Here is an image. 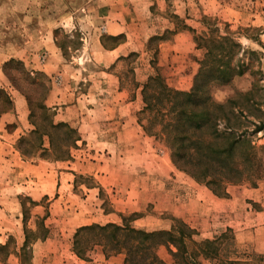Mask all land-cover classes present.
Returning <instances> with one entry per match:
<instances>
[{"label": "rangeland", "instance_id": "obj_1", "mask_svg": "<svg viewBox=\"0 0 264 264\" xmlns=\"http://www.w3.org/2000/svg\"><path fill=\"white\" fill-rule=\"evenodd\" d=\"M216 1L238 10L241 17L227 20L224 15L203 14L199 17L200 27L194 28L185 24L184 18L174 13L178 8V0H167L166 9L162 12L157 1L153 3V0H144L138 4L139 11L133 16L141 18V25L129 29L127 38L131 52L117 65L116 71L121 76L123 88L131 95L138 94L140 97V108L134 115L138 120V111L144 107V84L151 76L160 74L164 79L167 78L166 61L158 55L159 51L157 53L160 39L157 35L168 24L163 19L164 16L192 34L197 49L195 53L202 52L199 64L204 59L212 60L210 67L221 65L226 69L227 77L233 75L226 83L223 78L209 80V83L205 80L200 82V88L209 91L218 101L235 99L234 113L242 110L245 117L237 114L242 123L239 124L234 114L230 113L231 123L238 132L247 130L246 137L256 147L255 160L241 163L246 168L244 172L247 180L227 184V196L221 197L205 182L197 181L178 169L165 144L147 135L142 127L140 139L144 149L137 148L135 153L140 155L139 158L134 156L127 162L104 163L97 156L98 151L103 154L99 146L91 147L86 141L80 142L83 132L77 127V118H72L70 122L61 121L56 116L57 110L48 104L53 80L42 70L28 65L20 51L21 46L33 31L45 33L48 30L55 34L56 43L63 48L61 50L65 57L73 59L80 54L83 46V26H87L89 21L91 27L96 26L94 19L84 18V11L89 14L92 6L94 10V6L98 5L95 0H0V173L4 172L12 177L10 191L0 194V245H5L4 249H0V264H125L124 253L107 257L103 246H92V242L87 251V259H80L74 252V235L82 227L79 225L125 223L146 231H169L179 225V222L194 229V238L198 241L215 239L231 229L226 240L231 245L224 246L223 259L234 256V243H237L241 252L262 256L263 259L253 261L254 264H264V224L245 227L239 219L227 224L225 220L229 216L226 213L218 216L212 214L210 209L199 205L195 207L193 202L186 205L191 222L174 210L180 207L178 193L182 188L178 185H185L188 188L186 192L190 191L189 188L195 189L190 184L181 182L190 179L202 187L204 192L198 191L205 199L202 201L208 205H211L214 198H229L228 190L238 191L239 186H242L240 190L258 188L260 192L256 196L261 198L257 202L247 199L239 212L254 213L262 208L264 202V128L256 131V125L264 123V0ZM104 3L107 2L103 1ZM166 36L171 35L168 33ZM119 39L107 37L105 42L112 46ZM208 49L211 50V57L207 56ZM41 56L44 61L46 54L42 53ZM85 68L90 72L99 70L101 65L88 59ZM206 73L203 75L206 74L208 80L214 77L215 69L211 68ZM47 86L50 88L49 92ZM252 98L257 105L250 101ZM41 103H45L49 110L44 111ZM8 112L11 122H6L4 126L1 118ZM144 116L146 121L150 117L149 113ZM51 121L69 124L77 130L79 140L72 144L71 132L61 128L53 131V143L44 136V146L38 149L40 137L33 133L36 128L33 123L43 133L51 130ZM223 125L221 123V128ZM19 148L26 152L27 157L21 154ZM242 153L243 150L239 147L237 158ZM10 158L12 164L6 166L4 159ZM16 161L21 166H17ZM116 167L123 169L128 175L115 176ZM166 167L171 171L165 176L169 187L161 195V203L156 208L154 201H157L159 188L157 185L154 188L152 182ZM155 171L159 174H155ZM97 173L107 174L109 178L103 180ZM19 177L20 182L16 181ZM132 177L134 178L131 179ZM234 178L239 180L238 175ZM157 179L163 180L161 177ZM104 182L109 186H104ZM126 187L129 190L135 188L136 193L138 189L146 188L141 205L127 202L123 195L126 192L122 191ZM214 188L221 190L220 186L214 185ZM155 191L156 194L153 195ZM136 199L138 197L134 198ZM219 220H224V224L218 225ZM25 230L29 231V236ZM27 238L29 243L26 250H23ZM89 238L93 239L92 235ZM158 254L166 263L173 264L167 246H160ZM119 255L120 259L111 260ZM103 257L111 261H103ZM200 261L201 264H221L219 260L204 257H200Z\"/></svg>", "mask_w": 264, "mask_h": 264}, {"label": "crops", "instance_id": "obj_2", "mask_svg": "<svg viewBox=\"0 0 264 264\" xmlns=\"http://www.w3.org/2000/svg\"><path fill=\"white\" fill-rule=\"evenodd\" d=\"M103 1L107 3L103 4ZM143 1L95 0L98 5L94 6V10L92 6L91 9L93 11L90 9L89 14L84 11V18L85 20L94 19L93 22H95L96 26L92 25L91 27L90 21L87 22V26H83L84 31L81 37L83 46L80 54L74 56L73 59L65 57L62 51L63 48L56 43L55 34L48 30L45 33L38 32V30L33 31L25 39V44L21 46L20 50L28 65L42 70L52 78L53 83L47 101L50 106L57 110L56 116L59 117V120L70 122L72 118H77V127L83 132L81 133L83 139L80 142L86 141V144L91 147L99 146V149L103 150V154L98 151L97 156L99 155L104 163L107 164L118 163V161L127 162L134 156L139 158L140 155H135L136 151H138L137 148L141 147L144 149L140 139L142 128L134 116L135 112L140 108V97L138 94L135 96L131 95L129 91L123 88L121 76L116 71L117 65L131 52L129 49L130 42L127 38L129 37L128 32L131 27L141 25V18L138 16L135 18L133 14L139 11L138 4ZM155 1L158 2L161 12L166 9L167 0H153V3ZM178 2V8L174 13L184 18L185 24L194 28L200 27L199 17L203 14L224 15L227 20L241 17V12L234 8L225 7L216 0H178ZM163 19L168 24L157 35L160 38L157 53L159 51L158 55L166 61L165 63L168 67L166 82L174 89L188 91L192 88L194 78L198 73L202 52L195 53V50L197 51L196 44L189 30L179 28L178 25L164 16ZM168 33L171 36L167 37L166 34ZM107 37L120 39L116 44L108 46L105 42ZM42 53L46 54L44 61L41 60ZM88 59L91 61L95 60L101 65V68L89 72L85 68V63H87ZM165 63L162 64L165 65ZM81 85H83L84 89H82ZM1 119V123L5 126L6 122H11L10 113L3 114ZM93 155H95L94 152ZM4 162L6 166L12 164L11 158L4 159ZM16 162L17 166H21L19 161ZM114 169H116L114 172L115 176L125 177L124 174L128 175L123 169H118L117 167ZM156 172L158 171H155V174H159ZM170 172V169L168 170V167H166L152 182L154 188L156 185L159 188L157 194L156 191L153 193V195L156 194L158 197L156 198L158 203L153 199L156 208L159 207V202L161 203V195L169 187V181L166 180L167 177L165 176L170 174ZM98 176L103 177V180L109 178L107 174ZM158 177L163 178V180L157 179ZM190 180H182L181 182H186L195 189L189 188L190 191L186 192L188 188L186 189L185 185L179 184V188H182V191L178 193L180 207L174 208L179 216H183L189 222H191V219L188 217L189 209L186 205L193 202L195 207L199 205L210 209L212 214L221 216L226 213L229 216L225 220L227 224L235 222V219H239L240 223L244 224L245 227L264 224V202L262 208L254 213L247 212V214H244V211L239 212L240 208L247 202V199L256 202L261 201V198L259 199L256 196L260 192L258 188H243L240 190L242 186H239L238 191L229 189V198L220 199L213 197L211 205H208V203H204L205 199L199 193V191L204 192L202 187ZM16 181L20 182V177ZM11 184L12 177L1 172L0 194L9 192ZM137 184H139L138 181ZM103 185L109 186L105 182ZM127 187L122 188V191L126 192V195L124 193L123 195L127 202L130 201L133 204L141 205L146 188L138 189V193H136L134 192L135 188L129 190ZM135 197H138V199L134 200ZM203 199L204 201H202ZM247 205L249 206V203ZM233 218L234 220H232ZM220 224H224V220H219L218 225ZM120 258L121 255L113 257L111 260ZM111 260L103 257V261L110 262Z\"/></svg>", "mask_w": 264, "mask_h": 264}, {"label": "trees", "instance_id": "obj_3", "mask_svg": "<svg viewBox=\"0 0 264 264\" xmlns=\"http://www.w3.org/2000/svg\"><path fill=\"white\" fill-rule=\"evenodd\" d=\"M211 55V50L208 49L207 56L211 57ZM211 63L212 60L206 59L200 62L193 87L188 91L170 87L160 74L149 77L142 90L144 107L138 111V122L147 135L165 144L170 151L172 162L178 169L188 173L197 181L205 182L217 196L221 197L227 196L225 191L227 184L247 180L244 172L246 168H243L241 163L255 160L256 147L246 137L247 130L238 132L231 123L230 113L234 114L237 123L239 116L245 117L242 110H238L239 116L234 113L235 99L218 101L209 91L200 88V82L203 80L209 83V80L217 81L223 78V82L226 83L233 77L232 74L227 77V71L223 66L210 67ZM211 68L215 69V75L207 80L206 71ZM228 70L230 71L229 68ZM204 73L206 74L203 75ZM9 77L14 83L12 77ZM49 89L47 86L48 92ZM28 100L32 110L30 99ZM250 101L257 105L253 98ZM41 105L44 111L49 110L45 103ZM146 113L150 115L147 121L144 116ZM221 123H224L222 128ZM33 124L36 127L33 133L39 134L40 137L38 149L44 146V136L53 143L54 130L66 128L71 132L72 144H75L80 137L76 129L64 122L51 121V130L43 133H40V127L36 123ZM239 124L242 123L239 121ZM263 128V122L256 125V131ZM239 147L243 153L237 158ZM19 150L24 157H27L22 148ZM237 175L239 180L234 178ZM214 185L220 186L221 190L215 189ZM25 231L29 236V231ZM229 232L232 230L229 229L227 233L212 240L198 241L194 238L196 231L180 222L169 231H146L125 223L104 225L94 223L78 228L74 235V252L80 259L86 260L92 242V246L102 245L107 257L124 253L125 264H168L158 254V248L163 245L169 248L173 264H201L200 257L216 259L221 264H254L253 261L263 259L256 253L241 252L237 243H234V256L223 259L224 246L231 245L226 243ZM90 235L93 239L89 238ZM28 243L27 238L23 250H26ZM4 248L5 245H0V249Z\"/></svg>", "mask_w": 264, "mask_h": 264}]
</instances>
